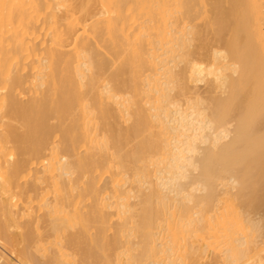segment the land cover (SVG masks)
Segmentation results:
<instances>
[{"label":"bare ground","instance_id":"bare-ground-1","mask_svg":"<svg viewBox=\"0 0 264 264\" xmlns=\"http://www.w3.org/2000/svg\"><path fill=\"white\" fill-rule=\"evenodd\" d=\"M0 264H264V0H0Z\"/></svg>","mask_w":264,"mask_h":264}]
</instances>
